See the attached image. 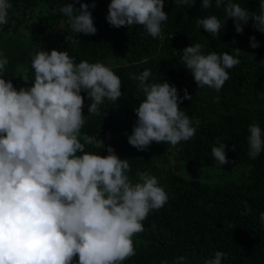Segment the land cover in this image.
Masks as SVG:
<instances>
[{
	"label": "clouds",
	"instance_id": "clouds-1",
	"mask_svg": "<svg viewBox=\"0 0 264 264\" xmlns=\"http://www.w3.org/2000/svg\"><path fill=\"white\" fill-rule=\"evenodd\" d=\"M174 2L192 7L196 0ZM12 7L10 0H0V25L8 23ZM95 7L96 0L91 5L74 0L58 11L74 33L95 35L98 29L90 11ZM212 7L213 0H202L201 9ZM215 7L223 9V18L210 15L196 21L213 39L219 38L228 19L234 21L236 33L242 34L250 20L264 33V0L258 13L233 0H215ZM164 8L165 0H111L106 20L116 29L142 26L148 36L163 40L162 25L168 19ZM251 47H259L255 37ZM182 52L181 62L198 88L219 92L230 79L228 70L240 64L242 50L205 54L203 45L196 43ZM8 65L0 52V264H123L136 254L133 237L145 230L143 221L169 197L147 171L137 170L134 182L128 175L129 159H121L111 145L107 156L86 151L94 138L81 129L88 117L100 113L105 100L115 103L123 96L121 78L101 62L77 63L67 51L40 47L31 61L34 78L24 75L29 86L17 89L5 78ZM17 71L28 69L18 66ZM151 76L145 69L130 77L144 95L127 135L139 151L153 142L176 146L189 141L200 125L181 110L183 101L192 99L187 89L181 97L176 86L157 83ZM82 92L91 101L88 116ZM248 132L247 154L255 160L264 152V131L252 123ZM226 149L224 142L211 149L220 165L231 163ZM259 220L264 225V212ZM226 259L227 253L216 251L204 264H223ZM186 260L181 255L173 264Z\"/></svg>",
	"mask_w": 264,
	"mask_h": 264
},
{
	"label": "trees",
	"instance_id": "trees-1",
	"mask_svg": "<svg viewBox=\"0 0 264 264\" xmlns=\"http://www.w3.org/2000/svg\"><path fill=\"white\" fill-rule=\"evenodd\" d=\"M6 25H0V52L9 65L6 79L14 86L27 87L22 77L34 78L32 56L38 48L67 51L77 63L101 62L109 66L122 81L123 96L115 103L105 100L98 115L90 116L81 129L92 136L86 151L107 156L111 145L121 159H129L128 173L135 182L137 170L158 178L168 194L167 203L150 212L143 221L145 230L134 235L136 254L123 264H173L176 257L186 256V264H204L216 251L227 253L223 264H264V152L255 160L248 156V127L258 124L264 131V33L250 20L242 34L236 33L234 21L228 19L218 39L197 27V19L210 15L224 17L223 9H201L202 0L194 6L176 5L165 0L168 19L163 40L153 39L142 26L116 29L106 20L111 0H96L90 8L98 31L95 35L76 34L58 9L74 0H10ZM251 12H259L261 0H233ZM89 3L92 0H80ZM77 8L80 4L78 3ZM255 37L259 47H251ZM235 41V43H234ZM200 43L205 54H234L242 50L240 64L229 69L230 79L222 90L198 88L181 58L182 50ZM27 68V73L17 67ZM149 69L150 79L184 89L192 96L184 100L181 110L199 119L194 138L176 146L153 142L139 151L128 143L137 120L134 109L144 99L133 74ZM83 113L89 115L87 93ZM111 139H108V134ZM104 142V144H103ZM227 145L231 163L218 164L211 156L213 146ZM235 145L236 150L232 147ZM78 259V257H77Z\"/></svg>",
	"mask_w": 264,
	"mask_h": 264
}]
</instances>
